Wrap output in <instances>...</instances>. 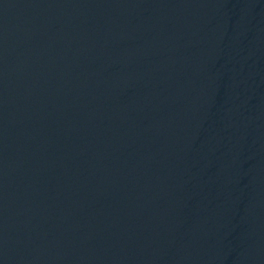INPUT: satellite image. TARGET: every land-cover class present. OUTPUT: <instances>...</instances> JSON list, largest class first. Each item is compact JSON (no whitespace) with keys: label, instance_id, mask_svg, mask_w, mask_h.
I'll return each instance as SVG.
<instances>
[{"label":"water","instance_id":"95a60500","mask_svg":"<svg viewBox=\"0 0 264 264\" xmlns=\"http://www.w3.org/2000/svg\"><path fill=\"white\" fill-rule=\"evenodd\" d=\"M0 264H264V0H0Z\"/></svg>","mask_w":264,"mask_h":264}]
</instances>
